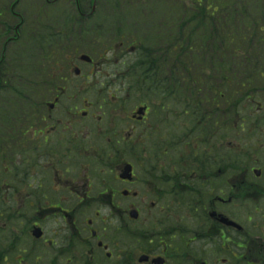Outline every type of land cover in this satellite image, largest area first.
<instances>
[{"label":"flooded vegetation","instance_id":"flooded-vegetation-1","mask_svg":"<svg viewBox=\"0 0 264 264\" xmlns=\"http://www.w3.org/2000/svg\"><path fill=\"white\" fill-rule=\"evenodd\" d=\"M23 1L10 2L8 45L23 34ZM103 1L42 0L37 12L66 4L78 15L64 19L74 32L59 35L55 73L8 93L0 264H264V115H236L223 93L122 84L135 62L125 58L138 54L127 39L112 51L109 78L121 85L90 91L103 61L83 53L88 13ZM37 27L40 46L43 33L56 38Z\"/></svg>","mask_w":264,"mask_h":264},{"label":"trees","instance_id":"trees-1","mask_svg":"<svg viewBox=\"0 0 264 264\" xmlns=\"http://www.w3.org/2000/svg\"><path fill=\"white\" fill-rule=\"evenodd\" d=\"M168 1L172 4V0H140L135 6L130 0L123 6L137 8L140 20L151 16L153 23L157 22L153 35L137 39L138 54L128 75L132 87L139 91L226 92L234 98L236 113L248 107L249 101H252L250 106L264 105V0H188L189 6L178 0L180 3L173 6L171 17L154 15ZM106 7L119 11L118 3L112 0H107ZM121 21L115 27L124 30ZM0 24L6 32V20ZM71 27L65 29L69 34L74 32ZM119 34L127 38L124 32ZM27 41L38 47L34 35L28 36ZM17 56L19 59L22 54ZM5 57L6 42H3L0 47V108L3 109H6L4 95L24 88L20 84L23 79L8 81L6 77H26L19 61L9 63ZM2 123L6 125L0 120Z\"/></svg>","mask_w":264,"mask_h":264},{"label":"rangeland","instance_id":"rangeland-1","mask_svg":"<svg viewBox=\"0 0 264 264\" xmlns=\"http://www.w3.org/2000/svg\"><path fill=\"white\" fill-rule=\"evenodd\" d=\"M11 1L12 0H0V15H2L0 21L8 20L6 17H9ZM112 1H114V3H118L119 11L116 12L112 8H107V0L102 2L101 6H98L95 14L97 16L94 18V21H92L89 26L91 35V39H89L88 41L89 46L85 47V50H83V53L86 54L102 55L101 61H103V64H101L100 69L101 71H103V78L99 80V82H92L90 84V91H111L114 90V88H117L118 85H121L119 83H122L112 82L111 78H109L111 74L117 73L118 66L117 58L112 57V51L114 52V50L117 48V43H119L121 39L125 38L120 37L122 35L119 34V27H115L119 26L120 20H122L121 23L124 25L125 28L124 30L123 28H121L120 31L124 32V35L127 36V41H130V38L134 39V43L137 44V46H139V41L137 39H139L140 36L154 34V26L157 23H153V18L151 16L147 17L145 20H140L138 18L137 8L131 9L126 8V6L123 7L125 5V2H129L130 0ZM138 1L140 0H133L135 6L138 5ZM175 1H177L178 3H175ZM182 1H186L188 5L190 4L188 0ZM179 3L180 2L178 0H172V4L168 1L165 6H160L159 10L156 11L154 15H166V18L171 17L174 13L173 6L178 7ZM41 4L42 0H24L16 6V10L19 12V14L24 17L26 24L23 30V34L20 35L18 41L15 44H9L8 46H6L5 59H7L9 63L14 62L15 64H17V62L19 61L18 65L23 66L25 70L26 77L24 78L26 80H29V82L33 86L37 83V79L34 74L35 72H42L46 75H48V73H55V71H53L54 61H57L58 59L62 58L61 55L58 54V52L60 51L59 48L61 44L56 38L51 39V41L47 40L50 39L49 36H47L48 33L45 32L42 34L47 41V57H49L47 63L42 59V53L40 52L39 47L31 45L32 43L27 41V37L29 36V34L33 33V31L38 32L40 27H37V24L39 22L42 23L43 27L56 31L57 33H59L60 31L64 32V19L68 18L69 15H78L76 9L71 13L72 10L69 9L66 4H59L58 7H54V9H51L50 15H37V12H41L42 9L45 10V7L42 8ZM85 12H88V9H86ZM124 13L126 15H123ZM140 18L143 19L142 17ZM97 26L101 27V32L99 35L95 32V28ZM8 35L9 34L6 35L5 27L0 24V47L3 42H6V37H8ZM55 44L56 47H54ZM69 47L71 48V50L68 51H70L72 55L75 54V51L73 49L76 48L73 47L72 43H70ZM20 53L22 54V57L18 59L17 54L20 55ZM45 53L46 50L43 52V54ZM135 59L136 56H127L125 58V60H128L127 63H130ZM130 82L131 81L127 80L125 81V83L122 84L128 86V84H131ZM80 86L81 85L79 84H75L74 89L79 90ZM32 89L35 90V87H32ZM84 90L86 91L87 88ZM223 94L225 95V97L228 95L226 92H223ZM7 96V94L4 95V97ZM225 97L220 98V101H226ZM257 102L261 103V100L258 99ZM262 102H264V99L262 100ZM247 112V110H239L241 116H246ZM262 113L264 114V112ZM0 117V120L4 121V123L6 124V109L0 108ZM5 133L6 125H3L2 123L0 124V136L4 135L3 139L5 138ZM0 171L3 170L0 169Z\"/></svg>","mask_w":264,"mask_h":264},{"label":"water","instance_id":"water-1","mask_svg":"<svg viewBox=\"0 0 264 264\" xmlns=\"http://www.w3.org/2000/svg\"><path fill=\"white\" fill-rule=\"evenodd\" d=\"M94 10H95V5H94ZM85 58V57H84Z\"/></svg>","mask_w":264,"mask_h":264}]
</instances>
